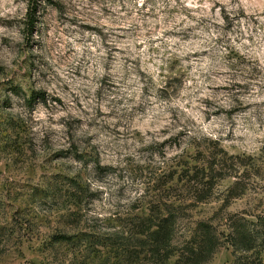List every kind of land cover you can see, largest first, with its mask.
<instances>
[{
    "label": "rangeland",
    "instance_id": "obj_1",
    "mask_svg": "<svg viewBox=\"0 0 264 264\" xmlns=\"http://www.w3.org/2000/svg\"><path fill=\"white\" fill-rule=\"evenodd\" d=\"M209 153L237 176L184 206L175 246L264 214V0H0V264H125L53 237L124 232Z\"/></svg>",
    "mask_w": 264,
    "mask_h": 264
},
{
    "label": "trees",
    "instance_id": "obj_2",
    "mask_svg": "<svg viewBox=\"0 0 264 264\" xmlns=\"http://www.w3.org/2000/svg\"><path fill=\"white\" fill-rule=\"evenodd\" d=\"M33 10L31 5L28 24H32ZM35 95L39 96L37 93ZM32 101L33 96L28 103ZM225 155L209 153L203 156L205 159L200 163H180L179 170L174 171L173 175L171 173L169 179L155 188L159 194L148 207V213L131 218L124 232L106 235L80 232L55 235L53 240L75 248L84 246L89 251L106 248L113 252L115 259L125 264H164L172 256H175L172 264H202L217 247L226 242L232 247L233 264H264V214L255 215L254 220L234 214L228 217L222 230L221 224H213L209 219L200 220L192 236L177 246L173 245L175 220L184 206L209 198L217 181L225 175L237 176L225 173L228 166L226 158H236ZM172 180L175 182L171 183Z\"/></svg>",
    "mask_w": 264,
    "mask_h": 264
}]
</instances>
